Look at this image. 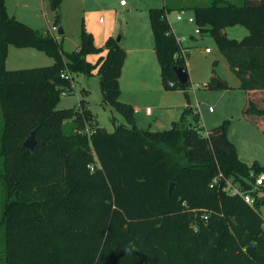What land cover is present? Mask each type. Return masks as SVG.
Instances as JSON below:
<instances>
[{"label":"trees","instance_id":"1","mask_svg":"<svg viewBox=\"0 0 264 264\" xmlns=\"http://www.w3.org/2000/svg\"><path fill=\"white\" fill-rule=\"evenodd\" d=\"M47 2L58 24L61 0ZM173 9L192 10L240 88L264 89V0H243L240 5L212 0L207 6L166 4L149 10L161 82L167 89L184 90L189 103L188 80L179 83L172 70L186 68L167 19ZM234 25L248 33L228 38L225 28ZM79 37L76 49L64 51L54 35L9 16L5 0H0L4 264H264V186L254 188L264 166L239 160L227 136V120L204 136L195 115L196 125L184 118L191 111L187 106L170 129L139 128L134 107L118 99L126 56L120 40H106L107 53L95 69L86 56L102 47L83 29ZM9 45L35 48L53 62L7 69ZM64 71H95L102 102L125 124L114 125L112 132L96 126L89 137L64 135L65 121L76 119L83 127L82 114L89 115L81 105L56 108L61 89L70 85V79L61 77ZM205 86L230 87L214 69ZM247 104L246 114L264 116V108ZM31 131L36 144L28 149L23 142ZM42 132L45 141L37 142ZM219 173V185L210 187ZM224 178L249 192L254 205L222 191ZM31 194L34 198H27Z\"/></svg>","mask_w":264,"mask_h":264},{"label":"rangeland","instance_id":"2","mask_svg":"<svg viewBox=\"0 0 264 264\" xmlns=\"http://www.w3.org/2000/svg\"><path fill=\"white\" fill-rule=\"evenodd\" d=\"M120 1H124V5H120ZM225 1L243 3V0ZM211 2L212 0H61L58 13L59 23L65 29L63 35H59L57 29L51 30L55 24V11L50 8L47 0H5V5L9 16H13L30 28L40 33L50 30L54 36L63 37V50L76 48L75 46L80 42L79 34L82 29L89 33L95 45L102 47L86 56L88 62L96 64L95 69L98 61L107 53L106 40L112 37L116 41L119 37L126 56L118 79L121 89L118 99L124 102L127 99L135 101L140 110L136 117L137 124L146 127L148 121L154 120L155 117L159 119L161 115L164 118V115H167L159 114V111H182L188 103L184 90L167 89L161 82L160 68L153 48L149 10L163 9L166 4L207 6ZM177 11L178 9H173L168 12L167 19L174 30V36L178 39L185 38L182 40V45L187 46L189 53L187 59L183 57L189 74L188 104L192 108L190 114H186L184 118L186 121L191 120L194 125L198 122L203 126V130H210L227 120V136L234 144L239 160L247 165L257 162L264 166V130L257 129L255 123L243 118L246 94L240 88L239 79L229 68L206 28L201 29L198 34L194 32L198 25L195 20L188 21L189 16L193 17L192 10L185 9L180 20L176 18ZM225 32L228 38L241 39L248 30L241 25H234L226 27ZM206 48L209 49L208 52ZM43 57L46 62L52 63L51 57L44 55ZM211 69L227 80L230 85L228 89L211 90L205 86ZM69 74L73 80L71 82L73 89L65 96L60 94L56 108L78 109L81 105V108L88 109L89 115L82 114L83 127L75 121L76 119L65 121L64 135L89 137L90 131L96 126L112 132L114 125L125 124L124 118L112 106L102 102L98 75L95 71L88 75L71 72ZM68 88L69 86L63 87L61 91H66ZM122 97L124 99H121ZM248 99L257 107L264 108V92L249 93ZM209 107H212L213 111H209ZM191 112L198 116L197 122L191 116ZM1 127L0 118V130ZM36 139L37 142H44V133H40ZM3 194H5L4 185L0 181V226ZM12 197L13 195H10V198ZM28 197L34 198L32 194ZM261 213L264 214L263 207ZM2 236L0 229V239ZM4 257V253L0 250V264H4Z\"/></svg>","mask_w":264,"mask_h":264},{"label":"crops","instance_id":"3","mask_svg":"<svg viewBox=\"0 0 264 264\" xmlns=\"http://www.w3.org/2000/svg\"><path fill=\"white\" fill-rule=\"evenodd\" d=\"M237 4V3H235ZM124 5V4H122ZM240 5V4H238ZM171 27V25H170ZM230 27V26H229ZM172 32L174 33L173 28L171 27ZM65 32V29L63 28V34ZM62 34V35H63ZM54 35V34H53ZM56 37V35H55ZM58 40H60L61 42H63V37L59 38L56 37ZM95 44V43H94ZM76 48L78 47V44L75 46ZM187 47V46H185ZM75 48V49H76ZM63 49V48H62ZM73 50V49H72ZM64 51H71V50H64ZM189 54V53H188ZM47 56L45 53H43L40 50H37L35 48L32 47H24V48H18V47H14L12 45L8 46L7 49V57L5 60V67L7 69H23V68H30V67H36V66H40V65H44V64H49L51 62H46L44 60L45 57ZM49 58V56H48ZM187 59V58H186ZM45 61V62H44ZM53 62V59H52ZM185 64H186V60H185ZM213 69H211L212 71ZM211 71L210 74L207 76V81L211 75ZM217 72V71H216ZM223 78V77H222ZM188 79H189V74H188ZM225 79V78H224ZM226 80V79H225ZM206 81V82H207ZM227 81V80H226ZM228 83V82H227ZM229 84V83H228ZM230 86V85H229ZM121 92V89H120ZM246 94V106L244 108V114H243V118L244 119H248L251 122L255 123L254 125H256L257 129H260L261 131L264 130V116H257V115H251V114H246L245 113V109L247 107V103L249 101L248 97H249V93H253V92H264V89H255V90H250V91H244ZM121 99H124V97H122ZM126 100V99H125ZM128 103H130L134 109H135V120H136V124H137V114L138 111H140L138 109V105L136 104L135 101L131 100V99H127ZM189 106V108H192L188 103L184 106V109ZM143 107V106H141ZM146 108H148V106H145ZM145 108V110H147ZM183 109V110H184ZM183 110H179V111H159V114H167L164 115L165 117L163 118V115H161V117L159 119H157V117H155L154 120H150L148 121V125L146 127L142 126V125H138L137 126L139 128H144V129H152V130H164V129H170L173 125V122L179 120ZM149 111V110H148ZM213 111V109L211 110ZM194 115L191 112V116ZM197 116V115H195ZM198 118V116H197ZM242 118V119H243ZM251 118V119H250ZM229 139V138H228Z\"/></svg>","mask_w":264,"mask_h":264},{"label":"built area","instance_id":"4","mask_svg":"<svg viewBox=\"0 0 264 264\" xmlns=\"http://www.w3.org/2000/svg\"><path fill=\"white\" fill-rule=\"evenodd\" d=\"M122 4H124V1H120V5H122ZM183 14H184V10H178L177 13H176V18L178 20H180L182 18ZM188 21L193 22L194 21V17L189 16L188 17ZM56 29H57L56 25H53L51 30H56ZM194 32L197 33V34L200 33L201 32L200 31V27L197 26L195 28ZM47 33L53 35L52 31H50V30H47ZM176 39H177V43L179 45V53H181L182 56H185V54L188 51L187 47H183L184 45H182V40H184L185 38L182 37L181 39H178V38H176ZM206 51L208 52L209 49L206 48ZM61 77L70 79V85H69L68 90L61 91V93H60L61 95L65 96V95L69 94L68 92H70L73 89V85L71 84V82H73V80H72L71 75L69 74L68 71L62 72L61 73ZM169 86H173V82H169ZM208 110L211 111L212 107H209ZM201 127H203V126H201ZM90 133H93V131H90ZM200 133L202 135H204V136H208L209 135L207 130H203ZM222 177H223L222 174L219 173V175L217 177L213 178V180L211 181L210 187H213L214 184L219 185L218 181ZM224 179H225V183L221 186L222 191H225V192H227L230 195H239V196H241L244 199V201L246 203H248L251 206L254 205L255 199L249 192L242 191L236 184L232 183L231 180L226 179V178H224ZM258 186H264V173H260V174H258L255 177L254 188H256ZM263 208H264V206H263ZM261 215H262V219H263V228H264V214L261 213ZM202 217L206 218L207 216L205 214H202Z\"/></svg>","mask_w":264,"mask_h":264},{"label":"water","instance_id":"5","mask_svg":"<svg viewBox=\"0 0 264 264\" xmlns=\"http://www.w3.org/2000/svg\"><path fill=\"white\" fill-rule=\"evenodd\" d=\"M57 33L59 35H62L63 34V28L60 25V23H58V26H57ZM119 40H120V38L118 37L116 41H119ZM172 70L174 71L175 76L177 78V81L179 83L182 84V83H185L188 80V72H187V70H186L185 67H183V66H173L172 67ZM33 135H34V132L31 131L29 133L28 137L23 142V146L24 147H26L28 149H31V148H33L35 146L36 140H35V138H34ZM172 185H173V183L171 182L169 184V190L171 189Z\"/></svg>","mask_w":264,"mask_h":264}]
</instances>
